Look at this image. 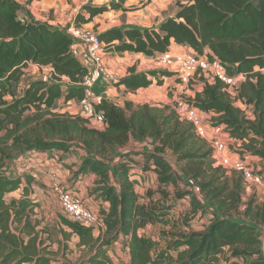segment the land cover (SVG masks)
<instances>
[{"label": "trees", "instance_id": "16d2710c", "mask_svg": "<svg viewBox=\"0 0 264 264\" xmlns=\"http://www.w3.org/2000/svg\"><path fill=\"white\" fill-rule=\"evenodd\" d=\"M175 5L174 17L162 21L157 29L113 28L99 39L116 52L147 57L161 55L173 42L198 54L205 51L210 59L226 64L231 75L244 74L239 97L252 106L253 119L231 103L219 80L206 83L195 95L194 104L214 112L217 123L242 142L245 152L264 161V0H190ZM120 6L110 4L111 8ZM106 9L84 5L81 10L89 17L78 13L74 23H87ZM21 10L16 0H0V264H68L55 255L67 250L73 235L78 237L77 246L87 251L82 264H115L108 250L119 236L124 237L129 264H216L219 255L227 253L232 259H242L241 264H264V197H246L241 174L216 165L213 148L170 105L133 106L129 101L115 104L101 99L94 109L103 114V130L90 126L80 115L55 112L60 99L83 98L77 84L84 70L70 52L72 40L64 29L31 17L22 21L18 18ZM28 64L50 66L55 81L31 79L21 88ZM156 75L155 71H131L117 85L133 92L149 86V76ZM61 76L73 84L66 92L57 83ZM146 139L156 144L143 168L157 174V187L140 194L129 177L130 153L121 149L129 141ZM73 148L85 152L76 174L96 175L98 195L108 203V211L102 210L106 231L95 237L90 228L61 216L55 226L61 238L52 250L54 241L46 225L41 226L34 216L37 204L31 194L35 178L28 173L9 175L5 170L31 152L68 153ZM165 152L175 157L181 173L171 169ZM176 178L190 181L200 197L189 189L177 192L175 200L188 196L192 212L209 211L211 216L203 230L190 231L176 245L161 249L138 230L162 222L161 204H166L168 196L163 188L175 184ZM13 192H18L17 197L7 200Z\"/></svg>", "mask_w": 264, "mask_h": 264}, {"label": "crops", "instance_id": "0c3cea01", "mask_svg": "<svg viewBox=\"0 0 264 264\" xmlns=\"http://www.w3.org/2000/svg\"><path fill=\"white\" fill-rule=\"evenodd\" d=\"M16 1L22 6V10L18 12V18L20 20H29L31 17L36 21L45 22L60 30H63L70 23L74 22L75 16L78 13L85 18L89 17L86 10H81L82 7L80 8V6L82 5H80L78 0ZM187 2L188 1L184 3ZM111 3H118L121 6L119 8H111ZM175 3L176 0H149L147 2L125 0L123 3H119L118 0H94L93 3L88 6L106 7L107 9L93 16L89 22L80 23V25L93 29L99 35L113 28H118L120 30L131 28L157 29L162 21L174 17L177 10ZM183 49L186 50L189 49V47L177 45L172 42L168 48L171 52ZM105 50V66L114 74V78L112 80L98 82L93 87L96 95L116 104L129 101L133 106L151 103L162 106L171 105L175 98V90L180 88V84L177 82L176 77L169 72V75H162L160 73L166 70L159 65L157 61L158 56L147 57L142 53H132L128 51L116 52L107 46ZM131 71L134 73L155 71L157 75L149 76L152 80L149 86L138 88L131 92L127 91L123 85H117L118 81L129 76ZM157 80L161 81L160 84H157ZM60 109L62 111H60ZM56 110H59L61 113L81 114L79 101L74 99L69 100L67 103H64V100L60 99L57 103ZM209 114L212 115L214 112H209ZM221 128L225 129V126L221 124ZM236 144L239 145V143ZM75 150L77 152H73V150L68 153L55 150L31 152L27 157H20L17 163L22 160L24 162L23 165L28 164L24 166L23 170L28 169L33 171L32 176L36 180L37 188H39V185H41L40 187H44V189H38L40 192L42 190L47 193V195H52L49 186L50 175L54 173L65 187L83 199L87 205L102 214V210L108 211V203L98 195L97 191H94V188L98 185L96 175L76 174V170L81 163L79 155L81 154L84 156L85 154L81 149L75 148ZM71 152L73 153L70 154ZM235 155L236 153L233 154V156ZM243 156L248 160L249 158H255V160L252 159L255 161L252 162V166L255 170H263L264 161L259 157ZM131 166L129 177L138 193L142 194L146 189H155L157 187V174L153 170H141L143 163L139 162L136 164L132 162ZM151 167L153 168L154 166ZM35 186L36 185H34L33 188ZM15 196L17 197V194L13 192L10 193L6 199ZM34 196L37 197V201L41 202V193L35 192ZM71 238H73L74 245L77 246L78 237L73 235ZM77 247L83 248V246ZM118 247V243L114 242L108 250V256L114 263L117 262L119 257L118 250H116ZM121 259H123L124 262H129V254L126 248H124V255L123 257L121 256ZM56 264L58 263L56 262Z\"/></svg>", "mask_w": 264, "mask_h": 264}, {"label": "built area", "instance_id": "2783aa9c", "mask_svg": "<svg viewBox=\"0 0 264 264\" xmlns=\"http://www.w3.org/2000/svg\"><path fill=\"white\" fill-rule=\"evenodd\" d=\"M78 1L82 5L80 6L81 8L84 5L92 4L94 0ZM64 31L72 40L70 46L72 56L84 70L82 79L77 84L83 91V98L79 101L80 116L88 119L90 126L103 130L106 126L103 114L94 109L102 98L96 95L93 87L100 81L114 78V74L105 66L106 45L99 39V34L93 29L76 25L74 22L66 26ZM157 61L164 70L175 76L180 84V88L175 90V98L172 102L173 104L170 105L171 108L175 110L180 120L191 123L196 135L205 139L213 148L215 164L221 165L227 170L238 171L242 176L245 190L252 185L259 187L264 192V170H255L252 162L246 161L244 157L237 155L233 157L232 153H227L228 150L223 141L224 139L222 140L216 133L208 137L210 128L207 122L204 123V114L209 112L200 110L194 104L195 95L202 92L206 83L212 84L215 80H219L223 83L224 87L222 90L227 94L231 103L239 108L247 119H253L252 106L239 97L240 84L244 80L245 75H231L227 71L226 64L216 59H210L205 51L202 54H198L190 48L174 52L167 50L157 57ZM27 67L37 69V71L41 70L44 82L52 83L55 81L52 79V68L50 66L28 64ZM262 71L264 72V69ZM23 72L24 74L20 81L21 88H25L29 81L37 76L33 72L32 76L27 78L25 76L27 71L23 70ZM57 83L60 85L62 92H66L67 88L73 85L65 76H61ZM214 151L220 152L219 155L223 154L217 158ZM49 188L57 201L63 217L90 228L95 237L103 236L106 231L104 215L87 205L83 199L65 187L54 173L50 175ZM125 264H129V262H125Z\"/></svg>", "mask_w": 264, "mask_h": 264}, {"label": "rangeland", "instance_id": "374dc122", "mask_svg": "<svg viewBox=\"0 0 264 264\" xmlns=\"http://www.w3.org/2000/svg\"><path fill=\"white\" fill-rule=\"evenodd\" d=\"M177 1L184 3L186 1L189 2L190 0H176V2ZM23 70L25 72L27 71L25 73V76L27 78L32 76L33 72H35L36 75L41 74L42 72L41 70L37 71V69H32L28 67H25ZM172 104L173 103H171V105ZM61 105L63 106L62 103ZM150 105L162 106L153 103H151ZM55 111H59V110H56L55 108ZM60 111L62 110L60 109ZM215 116H216L215 113L212 115H210L209 113L204 114V123L207 122V125L210 128L208 132V137H211V134L213 136L214 133H216L217 136H220L222 138V140L224 139L223 141L225 142L228 150L227 153L230 154L232 153V156L235 153L239 157H244L243 155H247L250 157L255 156L250 152L247 151L245 152L244 150L245 148L242 146V142L237 139L231 138L228 132H226L224 128H221V124H218L217 121L214 119ZM236 143H239V145H237ZM155 144L156 142L152 139H146L142 142L129 141V143H127L121 149V151L122 152L127 151L130 153L129 159H132L131 161L133 162V164L139 162V163H145L144 165H147L148 161H150L149 155L154 151ZM73 152H77V151L74 150L73 148ZM73 152H71L70 154H72ZM214 152L217 158H219L221 154H223L221 153L219 155L220 152L219 153L217 151ZM236 155L233 157H236ZM163 156L169 162L171 169H173L177 173H181L179 166L176 164L175 157L170 152H165ZM83 157H84L83 155L81 154L79 155L80 160H82ZM252 159L255 160V158H249V160L248 159L246 160H248L249 162H255ZM23 164L24 162L22 160L19 163H17V161H14L9 165V167H7L5 171L9 175L15 174L22 176L25 173L32 175L33 173L32 170H28V169L23 170L24 166L28 164L25 165ZM141 170L145 171L143 167H141ZM35 185L36 186L32 188V194H31L33 197V201H36L35 203L37 204L35 207L34 216L40 221L41 226L46 225L48 233L51 235V240L54 241V243L51 246V249L56 250L58 244L55 241L57 239H60L61 235L58 232V230L55 228V226L56 223L60 220L62 213L60 212V208L57 204L55 197L53 195H49V194L47 195V193H45L42 190L40 192L38 189L40 188L44 189V187H40L41 185H39V188H37V183ZM98 188L99 185H97L94 188V191H97ZM189 189H193L194 193L198 197H200L197 190L193 187L192 183L187 179L176 178L175 184H168L167 186H165L163 190L168 193V196H167L166 204H161L163 207L161 209V214L163 216L162 222L153 225L150 224L144 228H140L138 231L139 235L151 237L157 243L158 247L162 249L176 245L182 239L184 234L190 231L203 230L204 227L208 224L209 217L211 216L210 212L209 211L206 213H202L200 211L192 212L190 208V202L188 196H184L178 200H175V195L177 194V192L182 193ZM35 192L42 194L41 202L37 201V197L34 196ZM17 193L18 192H16V194ZM245 193H246L245 194L246 197L253 194H255L259 199L264 197V192L257 186L256 187L252 185L249 186V188L245 190ZM142 194H144V191L142 192ZM158 197H159L158 194L154 195V199H157ZM259 235L263 239L262 236L263 234L261 235L259 233ZM68 242L69 243H66V245H68L67 250L64 251V253L59 251L55 255V259H58L59 262L64 260L68 264H82L87 257L86 249L78 248L77 246H75L73 243V238H70ZM116 242L119 245V247L116 248V250H118L119 257L117 262H115V264H125L124 260L121 259V256L123 257L124 255V248H125L124 237L119 236ZM171 251L173 252V250ZM251 260L252 258H248V261ZM233 261L238 262L240 264L242 263V259H232L229 257V253H227V254L219 255L216 264H231ZM53 264H56V262H53Z\"/></svg>", "mask_w": 264, "mask_h": 264}, {"label": "water", "instance_id": "95a60500", "mask_svg": "<svg viewBox=\"0 0 264 264\" xmlns=\"http://www.w3.org/2000/svg\"><path fill=\"white\" fill-rule=\"evenodd\" d=\"M35 81H43V75L42 74H38L36 77H34Z\"/></svg>", "mask_w": 264, "mask_h": 264}]
</instances>
